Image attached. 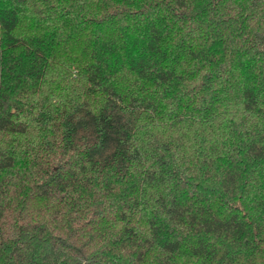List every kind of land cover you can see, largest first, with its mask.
<instances>
[{
	"label": "trees",
	"instance_id": "trees-1",
	"mask_svg": "<svg viewBox=\"0 0 264 264\" xmlns=\"http://www.w3.org/2000/svg\"><path fill=\"white\" fill-rule=\"evenodd\" d=\"M0 264H264V0H0Z\"/></svg>",
	"mask_w": 264,
	"mask_h": 264
}]
</instances>
